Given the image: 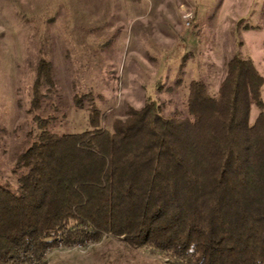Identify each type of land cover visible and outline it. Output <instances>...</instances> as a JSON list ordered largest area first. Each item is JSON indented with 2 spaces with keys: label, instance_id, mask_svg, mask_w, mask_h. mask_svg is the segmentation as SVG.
Segmentation results:
<instances>
[{
  "label": "trees",
  "instance_id": "obj_1",
  "mask_svg": "<svg viewBox=\"0 0 264 264\" xmlns=\"http://www.w3.org/2000/svg\"><path fill=\"white\" fill-rule=\"evenodd\" d=\"M262 85L253 60L235 55L216 96L191 81L186 116L148 99L111 130L95 107L91 131L42 129L17 156L18 185L0 181V264H45V249L84 239L85 224L166 264H264Z\"/></svg>",
  "mask_w": 264,
  "mask_h": 264
},
{
  "label": "rangeland",
  "instance_id": "obj_2",
  "mask_svg": "<svg viewBox=\"0 0 264 264\" xmlns=\"http://www.w3.org/2000/svg\"><path fill=\"white\" fill-rule=\"evenodd\" d=\"M235 55L253 60L264 101V0H0V181L18 185L17 156L42 129L91 131L90 108L109 130L148 99L164 116H186L191 81L216 96ZM258 113L253 105L251 121ZM85 226L84 239L45 249L53 250L49 264L168 261L112 234L96 239Z\"/></svg>",
  "mask_w": 264,
  "mask_h": 264
},
{
  "label": "built area",
  "instance_id": "obj_3",
  "mask_svg": "<svg viewBox=\"0 0 264 264\" xmlns=\"http://www.w3.org/2000/svg\"><path fill=\"white\" fill-rule=\"evenodd\" d=\"M193 17H194L193 12L186 11V12L184 13V18L186 19L187 23H190V22L192 21ZM85 227H88V226H85ZM88 228H90V227H88ZM90 230H91V228H90ZM59 247H60V248H63V245L60 244ZM80 247H81V244L76 242V243H74V244H73L71 247H69V248H70V249H71V248H72V249H75V248L77 249V248H80ZM57 248H58V247H57ZM52 253H53L52 248H48V250L44 253L43 261H44L45 264H49V262H50V257H51V255H52ZM31 264H40V261H38V260H33V261L31 262Z\"/></svg>",
  "mask_w": 264,
  "mask_h": 264
}]
</instances>
